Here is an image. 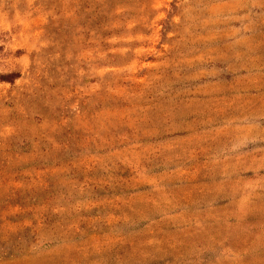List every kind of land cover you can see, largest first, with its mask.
Wrapping results in <instances>:
<instances>
[{
    "label": "rangeland",
    "instance_id": "374dc122",
    "mask_svg": "<svg viewBox=\"0 0 264 264\" xmlns=\"http://www.w3.org/2000/svg\"><path fill=\"white\" fill-rule=\"evenodd\" d=\"M0 264H264V0H0Z\"/></svg>",
    "mask_w": 264,
    "mask_h": 264
}]
</instances>
